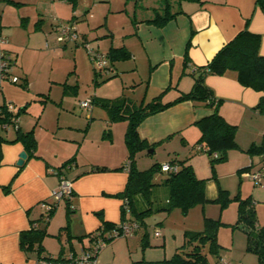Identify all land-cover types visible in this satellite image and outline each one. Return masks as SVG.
I'll list each match as a JSON object with an SVG mask.
<instances>
[{
  "label": "crops",
  "instance_id": "1",
  "mask_svg": "<svg viewBox=\"0 0 264 264\" xmlns=\"http://www.w3.org/2000/svg\"><path fill=\"white\" fill-rule=\"evenodd\" d=\"M9 1L18 5L34 4L37 12L32 15L34 10L25 9L24 13H13L9 2L0 0V29L9 39L5 48L16 57L14 73L21 78L19 83H3L0 105L9 101L22 108L20 132L34 129L37 145L34 151L28 152L22 141L11 142L19 131L5 130L0 123V264H46L45 257L65 258L91 246V235L104 221L117 224L124 220V198L120 194L129 179V171L124 167L129 154L125 139L128 122L109 120L110 112L103 103L126 97L132 104H140L163 92V100L170 101L181 92L190 91L194 84L193 67L206 65L245 27L262 35L260 52L264 55V11L256 0H172L173 12H180L164 26H158L146 20L161 8L164 0H141L140 7L135 0H100L99 4L98 0ZM97 14L102 21L96 19ZM65 21H74L78 26L80 43L62 46L65 52L74 49L75 60L82 53V59L89 62L88 53L85 54L81 46L83 41H93L92 48L106 53L112 48H123L128 53L127 58L112 62L109 79L105 80L108 76L97 77L100 82L108 81L106 91L102 90L105 84L81 98L94 100L88 122L68 111L71 100L79 93V80L72 88L64 87L57 104L52 90L61 82L53 79L52 66L41 65L36 59L43 53L52 55V51H63L56 45L50 48L48 35L52 36L56 26ZM77 68L76 63L73 71ZM92 73L91 79L95 80L94 69ZM78 76L80 78L81 73ZM206 83L221 99V114L229 123L237 125L239 147L228 150L223 160L212 165L210 155L196 149L201 136L196 121L212 114L214 107L206 102L185 100L142 121L140 135L155 144L151 147L154 151L149 153L155 154L157 161L145 158V149L136 154L135 166L145 170L155 163L186 160L198 178L206 179L205 193L209 201H217L224 191V206L238 216L240 199L250 198L258 223L264 225V179L257 184L249 175L258 171L264 160L262 155L247 152L252 143L260 142L264 136V110L257 107L264 93L240 83L237 72L232 70L224 75H209ZM52 103L59 105L55 106L56 111L52 110ZM97 118L102 120L98 129H104L105 136L91 135L94 147L93 156H89L84 145L89 142V130ZM22 151H26L27 158L19 165ZM59 171L72 182L73 193L62 199L64 202H59L56 209L47 214V219L42 203L54 202V192L61 181ZM222 178H229L228 182L239 178L236 194ZM9 184L11 190L5 191L3 187ZM157 189L162 197H168L167 187ZM164 213L147 217L133 235L111 240L100 251V262L150 264L170 258H164L158 247L166 244L164 221H156L155 226L149 221L156 214ZM207 215L205 217H214ZM32 222L46 229L42 254L37 250L25 251L20 245L21 232L30 229ZM151 229L155 236H161L160 242L152 237ZM187 230L202 229L189 227L183 235ZM157 231L161 234L156 235ZM241 242L240 253L235 252L233 244L230 252L220 250L219 257L231 264H247L248 256V264H258L255 252L241 254ZM211 259L215 264L218 258Z\"/></svg>",
  "mask_w": 264,
  "mask_h": 264
},
{
  "label": "trees",
  "instance_id": "2",
  "mask_svg": "<svg viewBox=\"0 0 264 264\" xmlns=\"http://www.w3.org/2000/svg\"><path fill=\"white\" fill-rule=\"evenodd\" d=\"M256 3L264 11V0H256ZM135 4L139 7L142 6L141 0H135ZM179 12H173L172 0H164L161 8H157L153 16L146 21L164 26ZM261 41V34L245 27L231 41L223 45L206 65L193 67V87L188 92H181L173 100L164 101L163 92L152 100L140 104H132L126 97L103 103L110 112L111 121L126 120L128 122L125 139L129 150L127 163H131V168L126 187L120 194L127 202L126 207L123 205L124 220H135L143 224L147 217L155 213L170 212L179 208L184 214H187L194 206L209 201L205 193L206 179L198 178L193 166L186 160L170 161L178 164L179 170L176 172L162 171L161 165L158 163L145 170H139L135 166L136 154L155 145L141 137L139 127L146 117L181 101L206 102L214 107V112L196 121L201 129L198 144L206 147L212 165L223 160L228 150L239 147L236 140L237 125L229 123L221 114L219 109L221 99L217 98L214 90L207 85L206 78L209 75H224L228 71H236L240 83L264 93V55L260 52ZM107 54L110 72L113 61L128 57V53L123 48H112ZM188 63L186 58V65ZM94 70L96 74L102 73L95 67ZM110 76L111 73L105 80L109 79ZM101 82L96 78L95 83ZM257 107L264 110V95ZM14 141H22L28 152L36 149L37 141L34 129L28 132H20L19 130L17 137L11 142ZM1 142L0 138V154ZM215 152L218 153V157L214 156ZM247 152L253 155H262L264 160V136L260 142L252 143ZM159 173H164L165 176L157 180L156 177ZM160 186L168 188V197L164 198L159 194L161 191L157 188ZM3 188L5 191H10L11 185ZM223 193L224 191H221L217 201H223ZM57 204V202L54 204L51 212L56 209ZM216 224L217 221L214 219L205 217V228L203 230H187L185 232L186 242L178 248L173 256L163 260L151 261L150 264H213L211 257L218 258L215 264H220L221 244L217 239ZM240 225L247 232L248 249L258 255V264H264V225L258 223L254 202L250 198L239 201L238 219L235 226ZM114 226L115 224L111 222L104 221L103 223L105 231ZM45 234V228H39L35 222H32L30 229L21 232L20 245L25 251L37 250L38 253L42 254ZM93 240L92 234L91 241ZM45 258L53 261L63 260V257L49 256Z\"/></svg>",
  "mask_w": 264,
  "mask_h": 264
},
{
  "label": "rangeland",
  "instance_id": "3",
  "mask_svg": "<svg viewBox=\"0 0 264 264\" xmlns=\"http://www.w3.org/2000/svg\"><path fill=\"white\" fill-rule=\"evenodd\" d=\"M4 1L9 2L11 9L14 8L12 9L13 13H15L16 11H22V13H24L25 9L27 11L34 10V12H32L33 13L32 15H34V13L37 12L34 4L28 3V4L18 5V4L10 3L9 0H4ZM97 3L99 4L101 3V1L98 0ZM96 19L98 21H102V17H100V14H97ZM53 22L54 24H56L57 21H55L53 18ZM48 36H50L49 37L50 45H51L50 48L54 49L55 45L59 47H62L64 45L56 40L55 30L52 33V36L51 35H48ZM91 42L89 41L87 43H89L91 47H94L93 44H91ZM81 46L85 50L86 52L85 54H87L88 52L84 44H82ZM62 50L63 51H58L57 53L52 51V55L43 53L41 56H38V58H36L37 62L41 65L43 64L44 66H47V65L52 66V77H54L53 79H58L61 82V84L54 85V90H52V97L56 99L54 102H57V104L58 102L61 101L60 98L63 94L62 91L64 87L65 89L67 88V86L72 88V85H75V86L77 85V79L79 80L78 82L79 88H80L79 93L77 94V96H75L76 97L75 99L71 100V106L68 108L69 109L68 111L74 115L82 116L86 120V122H88L90 119L89 115L91 114L90 113L91 111L84 109L80 106V101L82 100L81 98H83V96H85L88 93H95V91H97L98 89L100 90L102 88L101 87L102 85H105V84L107 85L108 81L101 82V83H95V80L98 76L107 77L108 74L105 72H102L100 74L95 73V80H92L91 73L94 69V64L89 54H87L88 56L87 59L89 61L87 62L86 60L82 59L81 57L82 53L79 54V57L77 58V60H75L76 58L74 57L75 54L73 52L74 51L73 48L71 49L73 50L72 52H65L63 47H62ZM76 63H77L78 68L74 72L73 68ZM78 73H81L80 78L78 76ZM69 77H70L69 82L65 83V81ZM128 79L129 77H126L127 81ZM114 82L116 84V81ZM106 88H108V85L104 86V89L102 90L106 91ZM68 104L69 103H67V105ZM55 106H59V105H56V103H52V110L56 111L57 109L55 108L57 107ZM110 117L108 116L109 120H111ZM94 121H95L94 126L90 127V130H89V133H90L89 142L85 143L86 145H84L86 153L89 156H93L92 150L94 147V145H92L91 135L93 137H96L100 134V137L102 138L105 136V130L104 129L101 130V128L98 129V127L100 126L98 124H100L102 120L100 118H97ZM112 122H115V121H112ZM148 150L149 149L145 151L144 157L147 158L148 160L157 161L156 155L149 153ZM73 162L75 161L73 160ZM142 167L148 168L149 166H142ZM164 176H165L164 173H159L157 175V177H164ZM228 179L229 178H222V181L225 184L229 183L234 189V193L236 194L239 188V178L238 180L236 178H233L230 182H228ZM61 201L64 202V200H61ZM61 206L64 207V203H62ZM193 208H191V210L189 211L190 213L188 212L189 214L188 213L184 214L182 211L181 213L179 208H176L177 210L175 209L174 211L165 212L164 214H156L153 218L149 220L151 222V226H155L156 221L158 220L164 221V224H165L164 229H166L165 233L167 237L166 244L163 245L162 243L161 246H158L160 249L159 252L163 255L164 258L171 257L175 253V251L179 248V246L183 245L186 242L185 234L183 235V232L186 228L194 227V228H199L202 230L205 228V216L207 214H208L207 216L209 215L214 216L212 219L217 221L215 229L217 233V239L219 243L221 244L220 246L221 251L230 252V249H233V244H234L235 252L240 253V249H239L240 247H238V245L240 244L241 240H243L241 242V244L243 243V251H241V254H253L251 250H247V242H248L247 232L244 229H242L241 225L235 226L238 216L236 215V213L234 212L232 213V211L230 213L229 207L224 206V201L210 200V201H207L205 204L196 205L195 208L194 209ZM204 214L206 215L204 216ZM150 232L152 234V237L158 239L160 242L161 236L160 237L155 236L154 229H151ZM245 260L247 264L250 263L248 256L246 257ZM239 264H243V263H239Z\"/></svg>",
  "mask_w": 264,
  "mask_h": 264
},
{
  "label": "built area",
  "instance_id": "4",
  "mask_svg": "<svg viewBox=\"0 0 264 264\" xmlns=\"http://www.w3.org/2000/svg\"><path fill=\"white\" fill-rule=\"evenodd\" d=\"M56 40L64 45L80 43V34L78 26L74 21H68L66 23L56 26L55 29ZM9 42V39L4 36L0 29V88L3 83L8 81L12 83H19L20 76L14 73L15 66L17 64L16 57L13 56L6 48L5 45ZM85 48L94 64V67L100 71L105 72L108 75L111 73L109 69V57L104 51L92 48L89 43L83 41ZM94 100L87 98L80 102V106L84 109L90 110L93 108ZM20 108L12 102H5L0 105V123L5 130H20ZM197 150L206 151V147L202 144L196 146ZM215 157H218V153H214ZM131 163L126 164L125 169L130 170ZM162 171H178L179 166L177 163H163L161 164ZM60 187L54 192V202H43L42 206L46 210V218L52 209L54 204L59 203L62 199L70 197L72 195V182L68 180L62 171ZM252 179L257 183H262L264 179V162L260 169L256 172L249 173ZM126 200L124 199L123 205L126 207ZM58 205V204H57ZM140 223L135 220H122L115 224L113 228L105 231L103 225L93 234L94 240L91 246L84 247L79 253H71L67 257L60 261L47 260L46 264H104L99 260L100 251L108 245V243L118 237H126L133 235L139 229ZM161 232L157 231L156 235H160ZM220 264H231L227 259L221 258Z\"/></svg>",
  "mask_w": 264,
  "mask_h": 264
},
{
  "label": "water",
  "instance_id": "5",
  "mask_svg": "<svg viewBox=\"0 0 264 264\" xmlns=\"http://www.w3.org/2000/svg\"><path fill=\"white\" fill-rule=\"evenodd\" d=\"M153 151H154L153 148H150V149L148 150V152H153ZM26 158H27V153H26V151H22V152L20 153V155H19L18 164H19V165H22V164L24 163V161L26 160Z\"/></svg>",
  "mask_w": 264,
  "mask_h": 264
}]
</instances>
